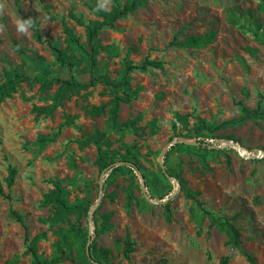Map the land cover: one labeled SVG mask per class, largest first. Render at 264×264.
<instances>
[{"label": "rangeland", "instance_id": "374dc122", "mask_svg": "<svg viewBox=\"0 0 264 264\" xmlns=\"http://www.w3.org/2000/svg\"><path fill=\"white\" fill-rule=\"evenodd\" d=\"M131 1L108 0V8ZM99 2L0 0V83L4 71L20 69L35 77L41 67L50 78L72 75L78 81L87 80L80 53H73L76 62L70 72L57 63L52 48L66 49L63 22L84 43V28L70 14L84 24L100 20L96 15ZM18 17L35 21L41 42L34 39L33 29L26 35L16 32ZM208 32H212L213 40L203 47L173 44ZM97 39L101 47L111 50H101L97 55L98 73L107 74L111 80L120 78L124 61L133 65L145 60L163 63V70H135L130 74V87L136 96L128 105L120 106L119 122L140 116L136 124L139 134L130 129L112 131L107 114L96 118L83 114V105L110 100L107 91L102 95L101 85L88 90L86 101L81 97L65 100L52 118L35 120L31 108L49 104L56 86L45 97L38 93L37 84H22L10 99L0 103V182L4 194L10 196L9 200L0 196V264H34L26 250L28 242L41 234L44 237L36 244L37 253L45 259L59 255L55 254L56 233L68 225L87 231L88 252L91 243L96 250H109L111 264H128L121 253L126 232L135 243L132 264H218L226 256L228 264H249L237 250L225 246L223 234L209 228L201 208L185 198L179 183L162 174L160 165L164 166L167 152L164 168L179 170L186 187L199 192L203 208L229 219L239 231L243 249L257 264H264V157H256L264 151V120L219 129L213 138H197L192 131L202 122L219 125L237 118L241 107L252 110L258 101L264 110V0H150L116 21L113 28L101 30ZM13 41L24 49V55L15 50ZM247 49L254 52L250 54ZM28 97L31 100L24 101ZM176 115L186 117V129L177 123ZM66 116H76L72 126H62ZM96 130L105 134L109 149L123 153L122 144L136 145L146 183L131 168L136 188L129 208L122 189L128 185L129 176L119 175L106 184L108 175L101 176L95 165V147H78V140ZM229 135L237 140L238 147L226 145L229 140L222 137ZM41 137L48 140L41 143ZM182 142L208 151L172 150ZM118 165L125 164L116 161L115 167ZM11 167L17 174L14 185L7 188L4 179ZM53 181H59L68 206L74 209L51 225L41 219L51 218L54 209L42 207L41 201L53 189ZM77 205L87 207V212L78 210ZM190 209L194 211L192 217ZM11 211L23 216L24 226L13 219ZM167 211L170 222L165 220ZM108 213L109 230L95 237L101 216ZM74 255L73 246L71 255L61 254L54 264H74Z\"/></svg>", "mask_w": 264, "mask_h": 264}, {"label": "trees", "instance_id": "16d2710c", "mask_svg": "<svg viewBox=\"0 0 264 264\" xmlns=\"http://www.w3.org/2000/svg\"><path fill=\"white\" fill-rule=\"evenodd\" d=\"M18 1V0H16ZM150 0H132L131 2L125 3L123 6H115L111 10L98 11L100 20L89 22L84 24L81 21V18H78L70 14V18L79 26L84 28L85 42L81 43L80 37L75 35L72 29L67 27L63 22V33L65 35L66 49L61 50L56 47H53L52 50L55 54V59L61 67L67 68L70 72L75 65V60L73 59V53H80L81 57L86 63V74L88 75L87 80L78 81L74 76L70 75L65 79L50 78L46 73V70L41 67L40 72L35 77L28 76L24 71L20 69H13L4 71L2 73V82L0 83V103H3L5 100L10 99L13 94L16 93L17 89L25 84L29 87L34 84L38 85V93L43 96H49L48 92L53 86H56L54 93L50 96V103L44 106L33 105L31 108V113L34 115V119L39 118H52L56 109L63 106V102L68 100L70 97H81L83 101L87 100V97L90 96L89 89L94 88L96 85H101L103 88V94L105 91L110 95V100L106 104L100 105H89L85 104L81 107L83 114L90 118H96L107 114V122L112 131L121 133L123 130L130 129L134 134H139V128L136 127L137 122L140 120V116H137L134 119L127 120L123 123L119 122V111L122 104L128 105L136 96V90H132L130 87V74L135 70L145 71L147 69H157L163 70V63L160 61L145 60L141 65H133L124 61L123 67L121 69V76L116 80H111L107 74H99L98 67L96 62V57L101 50L110 52V48L101 47L98 42V34L104 28H113L114 23L120 19L127 17L128 15L134 13L137 9L143 8L147 2ZM33 36L37 42H41L40 34L36 28V24L33 26ZM213 40L212 32L200 36H189L181 41L173 43L177 47L182 48H198L203 47L209 44ZM13 46L15 50L20 54L24 55V49L18 45L16 41H13ZM247 51L252 54L254 50L247 49ZM39 66H42V63H39ZM138 89V88H137ZM31 97L25 98L24 101H30ZM261 103L258 101L257 106L248 110L245 107H241L242 114L230 120H226L219 125L206 124L202 122L201 125L194 126L192 128L194 137H204V138H213V134L219 129L237 126L243 124L247 120H264V110L260 107ZM76 116H66L62 126H72ZM177 123L181 125L183 129H186L188 126L185 116L176 115L175 117ZM205 132L203 135L202 132ZM59 134L57 131L54 135L56 138ZM225 140L233 141L237 143V140L234 139L232 135L222 137ZM48 139L41 137V143H45ZM200 144H204L199 142ZM78 147H86L93 145L96 149V159L95 165L100 173L108 175L106 178V184H111L113 180L119 175H128V185L123 187V192L125 194V204L126 208H129L133 201L135 200L133 189L136 188L134 184V174L131 168L138 171L146 183V178L141 172V166L138 161V151L136 145H126L122 144L121 148L123 153L120 150L116 151L109 149L110 142L105 137V134L100 131H95L93 134L86 135L84 139L77 141ZM172 150H181L185 152H191L192 150H199L207 152L208 150L204 147H193L189 144H177L172 147ZM170 152H167L165 157L164 166H166V159L168 158ZM118 161L122 166L114 167L115 162ZM109 169H112L109 172ZM166 173L169 177L175 179L180 186L186 199L196 203L201 209L203 216L208 220L209 228H215L219 233L225 236V246L235 249L238 253L244 257V259L249 264H257L255 258L247 253L242 245L240 240V234L238 229L230 222L229 219L225 217L214 216L210 211L203 208L202 202L198 199L199 192L191 191L186 187V183L181 176L179 170H174L165 167ZM109 172V173H108ZM17 171L15 168H9L8 176L4 179L7 188H10L14 185L15 176ZM53 189L48 191L41 201L42 207L51 206L54 209L53 216L49 219H41L42 223H49L51 225L56 224L63 220V217L68 213L73 211V207L68 206L66 200V191L61 187L59 181H53ZM0 196L9 200L10 196L5 195L3 192V186L0 182ZM113 199V196H110V200ZM143 204H146L144 199H141ZM167 207V206H166ZM76 208L82 212H87V207L83 205H77ZM194 214L193 209H190V216ZM10 215L15 219V221L24 226V218L22 215L16 211H11ZM110 214H105L101 216V222L95 228V237L100 236L109 230L110 226L108 224ZM165 220L170 222V215L167 211L165 215ZM26 230V227H25ZM58 240L56 242V252H59V255L52 257L50 259L43 258L40 254L37 253L36 244L37 242L44 237L43 234L36 235L28 242V247L26 252L30 255L31 260L34 264H54L60 259L61 254L71 255L72 247L74 246L75 255L71 258L74 264H111L109 262V250L104 249H95L94 244L91 243L89 246L88 255L85 251V245L88 242L87 231L81 229L78 225H68L66 228H60L57 231ZM201 235V230L197 231V236ZM27 238V235H25ZM135 243L132 240L128 232L125 233L121 253L123 258L131 263V254L134 252ZM65 251H64V250ZM229 257H223L218 264H228Z\"/></svg>", "mask_w": 264, "mask_h": 264}, {"label": "clouds", "instance_id": "9594fccd", "mask_svg": "<svg viewBox=\"0 0 264 264\" xmlns=\"http://www.w3.org/2000/svg\"><path fill=\"white\" fill-rule=\"evenodd\" d=\"M96 10H102L107 12L109 10L108 8V0H100V2L97 5V9ZM35 21L32 18H28V19H21L20 17H18L15 21V28H16V32L18 34H27L29 32L30 29L33 28Z\"/></svg>", "mask_w": 264, "mask_h": 264}, {"label": "water", "instance_id": "95a60500", "mask_svg": "<svg viewBox=\"0 0 264 264\" xmlns=\"http://www.w3.org/2000/svg\"><path fill=\"white\" fill-rule=\"evenodd\" d=\"M182 143H184V144H190V143H188V142H182ZM225 143H226L227 146L238 147L237 144L234 143V142H232V141H225ZM260 156L264 157V151L260 154ZM260 156H259L258 153H257L256 157H260ZM118 166H119V165H118ZM114 167H115V165H114ZM116 167H117V166H116ZM160 167H161L162 174H163L165 177H167L169 180H171L172 178L169 177V176L167 175V173H166V169L164 168L163 163H161ZM110 170H112V169H109V171H110ZM103 175H104V173H102L101 176H103ZM175 181H176V180H175ZM99 192H101V188H100V191H99ZM165 202H166V201H160L159 203L161 204V203H165ZM96 206H97V203H95V205H94V206L91 208V210H90V213H89V219H90V220H91L92 213H93V211L95 210ZM88 245H89V242L87 243V248H86V253H87V255H88Z\"/></svg>", "mask_w": 264, "mask_h": 264}, {"label": "built area", "instance_id": "2783aa9c", "mask_svg": "<svg viewBox=\"0 0 264 264\" xmlns=\"http://www.w3.org/2000/svg\"><path fill=\"white\" fill-rule=\"evenodd\" d=\"M261 152H258V155L260 156Z\"/></svg>", "mask_w": 264, "mask_h": 264}]
</instances>
